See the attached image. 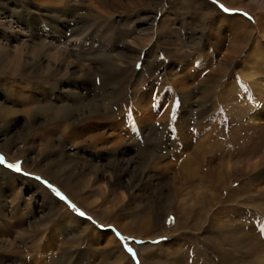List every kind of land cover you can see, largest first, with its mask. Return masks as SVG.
Segmentation results:
<instances>
[{"label":"rangeland","instance_id":"obj_1","mask_svg":"<svg viewBox=\"0 0 264 264\" xmlns=\"http://www.w3.org/2000/svg\"><path fill=\"white\" fill-rule=\"evenodd\" d=\"M0 156V264L264 263V0H0Z\"/></svg>","mask_w":264,"mask_h":264},{"label":"bare ground","instance_id":"obj_2","mask_svg":"<svg viewBox=\"0 0 264 264\" xmlns=\"http://www.w3.org/2000/svg\"><path fill=\"white\" fill-rule=\"evenodd\" d=\"M229 5V4H228ZM46 67L45 66H43V67H40L39 69H37L36 70V72L34 73L37 77H41L43 74H44V69H45ZM251 70V69H250ZM36 78V77H35ZM93 105V104H92ZM87 109H88V111H89V113H93L95 110H93L91 107H86ZM67 111V110H66ZM65 113H70L69 111H67V112H65ZM262 113H260L259 112V115H261ZM254 116V115H253ZM257 116V115H256ZM255 116V117H256ZM67 116H65V118H66ZM258 117V116H257ZM256 117V118H257ZM254 118V117H253ZM106 125H108L107 123H105ZM93 127H96V125L94 124L93 125ZM82 128V127H81ZM89 129H92L91 127L89 128ZM65 130H68V126H66L65 127ZM82 130H85V129H82ZM95 135H93L92 137H94ZM48 146H49V141L46 143ZM234 167V166H233ZM232 172H237L238 170H236V169H233L232 168ZM240 171V170H239ZM212 186H213V190H211V192L212 193H214V192H217L218 191V189H219V184H218V179H215L214 180V177H212ZM212 193H205L204 194V196L203 197H201V198H199V205L200 206H202V208H206V207H209L211 204H213L214 202H215V199H214V196H213V194ZM250 199V198H249ZM252 199V198H251ZM250 199V200H251ZM188 214V213H187ZM177 222H178V220H177ZM261 231H262V233H264V226L261 228ZM256 235H258V231L255 229L254 230V232H253V234L252 233H250L249 235H244V236H242V241H244L245 243H246V245L248 246V250H246V248H245V250H243V253H246L247 254V252H256V248H257V246L259 247V245L260 244H262V241L264 240H257V238L258 237H256ZM235 241H236V239H235ZM213 243V242H212ZM231 245H233L232 246V248L228 251V250H225V249H223L222 247H220V248H218V251H219V253L221 254V257L223 258L222 259V262H223V264H236V263H233L234 262V260L232 261V258L233 257H237V255L235 256V252H238V248H237V246L235 245V243L234 242H232L231 241V243H230ZM250 248H255L254 250L253 249H250ZM216 249V248H215ZM264 249V248H263ZM260 251V250H259ZM258 251V252H259ZM250 252V253H251ZM200 254V253H199ZM259 254V253H258ZM125 255V254H124ZM248 255V254H247ZM250 255V254H249ZM39 256V255H38ZM243 256V255H242ZM260 256L261 257H263V255L262 254H260ZM260 256H257V258L256 259H252V262L250 263V264H255V263H258V261L259 262H261V263H263L261 260V257ZM123 257H125V256H123ZM122 257V258H123ZM254 258V257H253ZM199 259V258H198ZM201 259H202V261L204 262V264L206 263V264H208L209 262H210V260L208 259V257H206V255H201ZM234 259V258H233ZM236 259V258H235ZM257 259H259V260H257ZM236 262V261H235ZM264 264V263H263Z\"/></svg>","mask_w":264,"mask_h":264},{"label":"snow or ice","instance_id":"obj_3","mask_svg":"<svg viewBox=\"0 0 264 264\" xmlns=\"http://www.w3.org/2000/svg\"><path fill=\"white\" fill-rule=\"evenodd\" d=\"M220 7L225 11V12H228V11H230L229 9H227V8H225L223 5H220ZM244 15L245 16H247L248 14L247 13H244ZM3 162V157L2 156H0V163H2ZM8 167L9 168H15L17 171H20V164L19 163H17V164H9L8 165ZM39 179V178H38ZM45 183L47 184L48 182L47 181H45ZM49 187H52V185H50L49 184ZM57 195H61L62 196V194L57 190ZM66 199V198H65ZM72 207L73 208H75V205H72ZM77 211H79L78 209H77ZM80 215H85L83 212H80ZM101 227H103V226H101ZM262 235H264V233H261ZM117 235L118 236H120V234L117 232ZM122 240L123 239H125L124 237H120ZM130 239V238H129ZM125 247H127V245H125ZM129 252H132L133 253V255H135L136 253L134 252V250L133 249H131V248H128L127 249Z\"/></svg>","mask_w":264,"mask_h":264}]
</instances>
